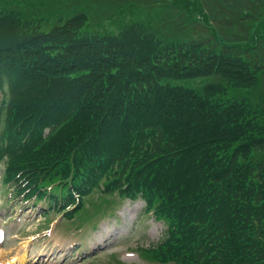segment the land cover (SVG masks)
I'll return each instance as SVG.
<instances>
[{
  "label": "trees",
  "instance_id": "1",
  "mask_svg": "<svg viewBox=\"0 0 264 264\" xmlns=\"http://www.w3.org/2000/svg\"><path fill=\"white\" fill-rule=\"evenodd\" d=\"M31 1L0 0L5 195L78 229L142 200L166 226L150 261L264 264V0H153L101 34Z\"/></svg>",
  "mask_w": 264,
  "mask_h": 264
},
{
  "label": "rangeland",
  "instance_id": "2",
  "mask_svg": "<svg viewBox=\"0 0 264 264\" xmlns=\"http://www.w3.org/2000/svg\"><path fill=\"white\" fill-rule=\"evenodd\" d=\"M135 1V4H126V0H73L74 9H71V6L60 4L44 8L40 5L41 0H32L28 12L46 18L51 26L59 19L68 20L73 13H90L85 18L88 21L87 31L101 34L102 31L117 32L120 25L114 26V23L118 20L129 23L128 19L137 12L136 4L142 5V0ZM161 1L153 5L161 9ZM149 7L146 6L141 13V20L146 18L145 14L148 18L156 14L155 9L148 11ZM171 11L175 12L174 20L185 19L175 9ZM171 11L165 15L168 20L173 19L174 12ZM58 12L61 13L59 16ZM195 18L188 30L203 35L205 29ZM161 21L162 16L154 23ZM91 200L87 202L88 207ZM116 200L119 201V198L116 197ZM49 207L44 201L34 205V201H24L23 196L12 198L8 193L7 197L0 186V226L6 231L5 241L0 242V253L6 255L0 261L8 264L17 260L21 252L27 256L25 264H156L145 258L139 248L157 246L166 235V226L155 220L152 213H147L142 200L119 201L113 210L94 215L81 229L59 213L41 216L42 211L49 210Z\"/></svg>",
  "mask_w": 264,
  "mask_h": 264
},
{
  "label": "bare ground",
  "instance_id": "3",
  "mask_svg": "<svg viewBox=\"0 0 264 264\" xmlns=\"http://www.w3.org/2000/svg\"><path fill=\"white\" fill-rule=\"evenodd\" d=\"M26 252H27V250H26ZM20 254H18L17 256V260L16 259H14L12 262H10L9 264H25L26 263V261H27V256H26V254H23V253H21V252H19ZM5 257V255L2 253V254H0V259H2V258H4Z\"/></svg>",
  "mask_w": 264,
  "mask_h": 264
},
{
  "label": "crops",
  "instance_id": "4",
  "mask_svg": "<svg viewBox=\"0 0 264 264\" xmlns=\"http://www.w3.org/2000/svg\"><path fill=\"white\" fill-rule=\"evenodd\" d=\"M67 1H68V2H69V1L73 2V0H67ZM71 2H70V3H71ZM70 3H68V4H70ZM41 6H42V5H41ZM60 14H61V13L58 12V13H57V16H59Z\"/></svg>",
  "mask_w": 264,
  "mask_h": 264
}]
</instances>
